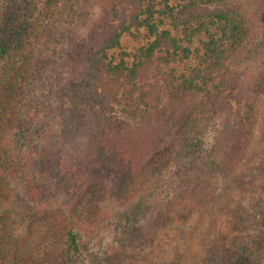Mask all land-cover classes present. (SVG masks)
I'll use <instances>...</instances> for the list:
<instances>
[{
  "label": "trees",
  "instance_id": "16d2710c",
  "mask_svg": "<svg viewBox=\"0 0 264 264\" xmlns=\"http://www.w3.org/2000/svg\"><path fill=\"white\" fill-rule=\"evenodd\" d=\"M97 1L99 13L85 32L71 34L70 0H0V264L81 262L82 232L92 225V242L106 233L110 204L123 207L118 216L158 204L151 238H142L141 223L132 227L136 252L159 233L225 207L221 194L234 190L231 178L243 177L236 192L251 191L249 199L234 196L237 203L259 206L264 154L258 161L247 156L264 98V32L257 26L264 0H187L169 9L188 36L207 35L198 63L179 77L161 66L180 48L168 31L130 65L110 56L132 28L156 34L151 18L159 0ZM51 40L61 66L42 103L29 98L27 86L46 75L37 52ZM257 57L259 65L247 69ZM238 81L249 96L238 92ZM45 109L53 120L40 145L32 144L25 135ZM164 191L171 201L158 197ZM247 226L260 229L261 218ZM226 229L223 239H241ZM213 239L215 264H231L235 255L227 260L224 241ZM119 258L112 254L103 264Z\"/></svg>",
  "mask_w": 264,
  "mask_h": 264
},
{
  "label": "rangeland",
  "instance_id": "374dc122",
  "mask_svg": "<svg viewBox=\"0 0 264 264\" xmlns=\"http://www.w3.org/2000/svg\"><path fill=\"white\" fill-rule=\"evenodd\" d=\"M187 0H159L156 5V12L151 18L152 24L156 28V34H151L147 27L132 28L131 30L124 32L120 38V46L113 49L110 52V56L114 63L124 61L130 65L134 61V57L137 52L147 46L149 42L154 40L156 36H161L164 31H168L170 35L175 39L180 46L176 49L178 56L174 61H163L161 64L165 73L174 74L175 77H179L182 74L188 72L190 68L198 63V56L202 53L203 43L207 39L205 32H200L192 36L186 34V29L182 23L177 22L175 14L169 12V9H179ZM204 2L205 0H199ZM28 0H26V3ZM72 4L71 12L68 13V23H71L69 28H73L71 34L76 31L80 33L85 32L86 26L97 16L100 9V4L97 0H70ZM264 32V16H259L257 20V26L261 27ZM67 27V25L65 26ZM79 27V29H78ZM77 29V30H75ZM213 31H216L212 28ZM216 37L219 36V31L216 32ZM264 36V34L262 35ZM56 38H53L56 41ZM264 39V37H263ZM51 40L47 44H44L43 48L46 50L38 51L36 54L38 58L47 62L46 75L43 80L39 82L33 81L27 86L29 98L36 99L39 102H47V97L51 90L49 78L53 72H57L59 75V61L56 59L59 54L54 52L55 41ZM37 48V47H36ZM34 48V50H36ZM182 49H186L182 52ZM38 50V49H37ZM170 50H173L172 48ZM58 52V51H57ZM160 52V51H159ZM164 55V53H160ZM261 57L250 61L247 64V69L252 70L259 65ZM238 92L241 96L248 95V91L241 81H238ZM256 111V122L253 131V141L251 149L247 158H253L258 161V157L264 154V98L258 101ZM121 107H118V113H120ZM227 116L221 115L219 117L220 122H224ZM53 116L47 115L46 109L42 111L32 122L31 131L27 132L25 136L31 134V137L35 140H31L32 144L41 143L39 135L42 133L44 127L51 125ZM211 176L217 179L222 188L221 178L218 174L212 173ZM209 177V174H206ZM38 179V178H37ZM243 179L231 178L227 181L229 188H233L232 192L221 194L226 209L222 205L216 208L194 216L187 224L178 225L176 228L165 230L157 235L151 243L147 245L142 252L134 251L135 239L128 240L129 236L133 235L132 227L137 224H142L143 236L145 240L148 237L151 238L150 230L152 228V220L159 209L158 204L152 205L147 210H141L137 215H130V213L124 216H118L117 213L123 212V207L110 204V216L106 222V233H99L96 236V240L92 242V225L89 228H85L82 232V251L83 255L79 262L73 260L69 264H103L105 259L112 257V254H119V260H115L114 264H215L218 261V253L214 249V234L218 235L220 240L224 241L226 247L225 258L228 260V256L235 255L230 261L231 264H251V260L257 259L260 264H264V188L259 190V206L253 203L252 207H248L246 203L248 200H244L241 204L237 203V199L234 196H245L249 199L251 191L244 193L243 190H235L236 184ZM40 181V179H38ZM47 182V180H43ZM237 189V188H236ZM231 199L228 196H232ZM159 198L164 199L163 202L171 201V192H162L158 195ZM159 202H162V200ZM229 211V212H227ZM229 213V214H227ZM261 218V228H249L247 224L254 222V217ZM92 224V223H91ZM226 226L230 229H234L238 235H241L240 240H234L232 238L223 239V232L227 235ZM91 227V228H90ZM226 229V230H225ZM231 233V232H230ZM240 237V236H239ZM237 242V243H236ZM215 251V252H213ZM124 254V256H122ZM240 258V260L237 259ZM228 263V262H227ZM229 264V263H228Z\"/></svg>",
  "mask_w": 264,
  "mask_h": 264
}]
</instances>
